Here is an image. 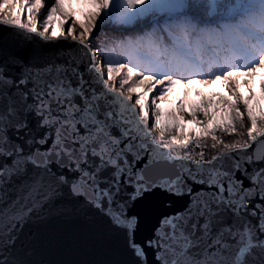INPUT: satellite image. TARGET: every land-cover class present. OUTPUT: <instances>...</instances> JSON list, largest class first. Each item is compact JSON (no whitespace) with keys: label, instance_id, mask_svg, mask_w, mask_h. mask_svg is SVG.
I'll return each instance as SVG.
<instances>
[{"label":"snow or ice","instance_id":"6c2138e0","mask_svg":"<svg viewBox=\"0 0 264 264\" xmlns=\"http://www.w3.org/2000/svg\"><path fill=\"white\" fill-rule=\"evenodd\" d=\"M82 2L76 19L65 0H0L28 18H0L12 30L0 33V264H264V109L249 104L264 0ZM21 36L38 43L21 48ZM193 81L224 86L226 122L212 97L165 118L159 102ZM245 118L246 140L217 136ZM158 193L186 203L138 241L135 208ZM54 214L112 258L46 259L65 239L46 229Z\"/></svg>","mask_w":264,"mask_h":264},{"label":"water","instance_id":"95a60500","mask_svg":"<svg viewBox=\"0 0 264 264\" xmlns=\"http://www.w3.org/2000/svg\"><path fill=\"white\" fill-rule=\"evenodd\" d=\"M6 31L10 32L12 30L0 26V33ZM57 42L65 43L59 39ZM36 43H38V41L32 37L25 39L21 36L18 41L19 46L24 49L30 48ZM253 147H256V145L254 144ZM249 151H252V149H249ZM185 203L186 198L167 197L159 193L149 197L146 201L140 202L135 208V211L139 213L141 217V226L137 234L138 241H143L150 234L152 226L162 215L181 209ZM28 227L29 226H26L25 231L28 230ZM30 227L35 228L36 225H31ZM46 229L49 233L65 238L62 243L54 246L53 249L49 251L46 255V259L55 262H102L112 258L106 245L78 239L73 236L71 223L63 218L57 217L55 214L48 219Z\"/></svg>","mask_w":264,"mask_h":264},{"label":"bare ground","instance_id":"6f19581e","mask_svg":"<svg viewBox=\"0 0 264 264\" xmlns=\"http://www.w3.org/2000/svg\"><path fill=\"white\" fill-rule=\"evenodd\" d=\"M5 15H7L10 19H12L15 23H27V13L24 14L22 19H17V14L11 12V11H4L0 10V18H3ZM60 23V22H59ZM53 29L57 32H59V27L57 23L53 22ZM59 36V35H57ZM104 38V35L102 36ZM221 84H216V85H204L201 83L198 84H189L187 87H185L183 84L177 85L169 97L168 100L161 101L160 103V109L162 113H164L165 118L169 113H175L177 111V103L179 102L181 107L185 111H191L193 106H198L201 99L203 97H199L197 94L196 90L198 87H203L206 90L208 88H211L213 86H220ZM219 94V93H217ZM223 98H226V100L229 98L224 92L222 94H219ZM243 95L246 98V92L243 91ZM186 97V98H185ZM213 102L216 101V94L212 95ZM253 102L250 104V106H255L253 108L254 111H258L259 109H264V93L262 95L255 94L253 96ZM194 102L193 105L191 102ZM210 113H213V111L209 110ZM215 119H218L219 115L214 114ZM180 123L183 125V127L187 130L190 131L193 135H195V131L198 128L197 125L191 124V123H185L184 121H180ZM247 128H248V122L247 119L245 118V127L244 128H239L237 126V130L235 133L232 134H227V133H222L220 131H217V136L220 137L221 139L225 140L226 142H232V141H243L247 139ZM167 138V137H166ZM202 143H206L208 147L204 149L205 156L207 157L208 154H212L213 150L211 149V139L208 138L207 140H202ZM191 147V146H190ZM199 151V150H197Z\"/></svg>","mask_w":264,"mask_h":264},{"label":"rangeland","instance_id":"374dc122","mask_svg":"<svg viewBox=\"0 0 264 264\" xmlns=\"http://www.w3.org/2000/svg\"><path fill=\"white\" fill-rule=\"evenodd\" d=\"M69 5H70V7H69ZM65 6H66V8H68L69 11H71L74 14L76 19H83L84 15H86L87 12L89 11V9L83 5L82 0H65ZM7 11H11V12L17 14L16 9H14V8H9ZM40 15L42 16L43 13H41ZM27 21H28V18H27ZM53 22H55V23H57V25H59L60 17L59 16L54 17ZM68 23L70 24L71 22L69 21ZM67 26H68V24H65V30H66ZM105 28L108 29L107 26ZM55 34L59 35V32L55 31ZM105 34L112 35V33H111V31L109 29L104 33V35ZM117 79H119V77ZM240 79L244 80V79H247V78L241 77ZM261 79H264V73H259V72L256 73L255 77L253 78V88H252L253 95H252V98H253V96L255 94H258L260 96V95H262L264 93V91H262L261 88H260ZM198 83H199L198 81H193L191 84H198ZM243 91H244L243 89H240V94L242 96H244L243 95ZM196 92L199 93V97H203V98L212 97V95H215L217 93L222 94L223 92L227 96H229L228 91L224 88V86L222 84L220 86H213L211 88H208L207 90L205 88H203V87H198ZM247 96H248V93H246V98H247ZM252 98H251L249 104H251L253 102ZM194 102L193 101L191 102L192 105H193ZM250 107L254 108L255 106L252 105ZM209 110L213 111V113L216 114V115L220 114L219 118L216 119L217 122L221 121L222 118L225 119V122H226V117L224 116L223 106L218 105L216 103V101L213 102V108H211ZM210 155L211 154H208L207 157H209Z\"/></svg>","mask_w":264,"mask_h":264},{"label":"trees","instance_id":"16d2710c","mask_svg":"<svg viewBox=\"0 0 264 264\" xmlns=\"http://www.w3.org/2000/svg\"><path fill=\"white\" fill-rule=\"evenodd\" d=\"M106 26H104L103 27V29L101 30V32H100V38H102V36L104 35V33L109 29L110 30V28L108 27V29L107 28H105ZM111 31V30H110Z\"/></svg>","mask_w":264,"mask_h":264}]
</instances>
